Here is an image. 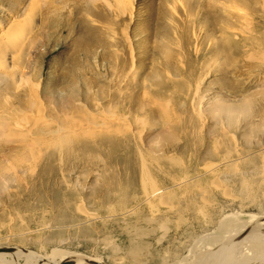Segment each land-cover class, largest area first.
<instances>
[{
	"label": "rangeland",
	"instance_id": "rangeland-1",
	"mask_svg": "<svg viewBox=\"0 0 264 264\" xmlns=\"http://www.w3.org/2000/svg\"><path fill=\"white\" fill-rule=\"evenodd\" d=\"M193 1L0 0V35L27 11L39 20L14 58L22 61L0 71V117L25 110L35 94L44 108L37 120L53 128L123 119L121 128L82 125L66 149L38 141L26 157L0 139V246L19 254L0 264L54 250L90 263L185 264L199 237L221 233V219L264 217V3L242 5L240 14L232 3L199 0L236 24L217 25L231 31L225 36L201 12L187 15ZM248 20L250 39L237 31ZM228 150L255 160L233 166ZM145 163L181 210L180 225L166 205L150 208ZM173 176L187 181L175 187ZM152 215L172 217L167 233ZM42 258L31 264L51 261Z\"/></svg>",
	"mask_w": 264,
	"mask_h": 264
},
{
	"label": "bare ground",
	"instance_id": "bare-ground-1",
	"mask_svg": "<svg viewBox=\"0 0 264 264\" xmlns=\"http://www.w3.org/2000/svg\"><path fill=\"white\" fill-rule=\"evenodd\" d=\"M187 1H190V0H187ZM252 1L257 3V4L260 3V1H262L264 3V0H223V2H225V3L226 2L230 3V4L232 3L233 6L236 5L238 8V12L240 14H243L245 12L244 11L245 8H243L242 5H248ZM106 2L110 3V0H106ZM200 3L201 2L199 0H194L192 4L190 3L191 5H190V8L188 10L187 15L193 16L194 11H197V13L201 12L202 16L203 17L205 16L206 27L211 28L214 31L219 30L220 32H223V34L225 36H226V34H225L226 32H231V31L218 29L217 28L218 24H220L221 22H224L225 24H228L231 26H236V24L233 23V20L230 19L229 17H227V14L224 13V10L219 8L220 6L219 7L209 6L208 8H204L205 6L203 7V5H202V7H201ZM119 4L124 5L122 0H116L115 5L118 6ZM224 7H226V6H224ZM184 8H185V6H184ZM229 8H231V7H229ZM195 9H197V10H195ZM32 12L33 11H31V13H30V11H27L21 19H19L15 23H11V25L4 32V35L2 34L3 36L0 35V71L1 72L10 71L11 68H13V66L18 65L20 60L22 61V56L18 57L17 59H14V58H15V56H17V54L19 52L21 43L23 42L24 38L27 36V33H29L28 30H31V28H33V27H36L39 23V20L37 17L38 15L35 14L36 16H33V14L35 12L34 13H32ZM241 12H243V13H241ZM228 15H230V14H228ZM195 17H197V16H195ZM240 18L242 19V17H240ZM251 23L252 22L248 20L245 23H242L241 24L242 26H240V28L237 29L239 34L241 33V34L245 35V37H248L247 39H250L251 35H252L251 33H253L252 32L253 29L251 30V28H252ZM228 25H227V27H228ZM227 27H225V28H227ZM166 28H167V31L171 30L170 27H166ZM178 28L179 27H177V25H176L174 27V30H176ZM17 79L23 80V79H25V77H24V75L19 74L17 76ZM194 93H195V95H197L198 89ZM37 104H38V100H37L36 95L31 94L25 110L20 112V110H21L20 109L18 112L13 113L11 116L7 115L5 117H3V116L0 117V139L5 138L4 140L16 143V145L19 148H21V150H22L21 152H23L25 157H26V155L24 153V150L26 151V149H27V150H30L31 152L34 151V149L36 148L37 142L43 141V140L45 141V140H47V138L51 139L53 144L60 146L61 148L66 149L70 145V143L72 142L73 135L75 136L78 134V132H76V131L81 130V129H85V127H83L82 125H84V126H87V125L91 126L92 125L93 128H94V126H96L97 128H101V129H106V128L109 129L112 125H113V127L119 126V128H121L119 123L121 122L122 117H120L121 116L120 114H119L120 116H118L116 113L109 114V116L102 118L103 121L101 123L98 122L100 120H97L95 118L93 119V121H90V122L85 121L83 119H79V121H77L75 124H69L68 126H66L64 128H60V127L59 128H53L50 123L46 124V123H42V121L37 120V118H36L37 116H35V114L40 115V113H44V108L37 105ZM193 107L196 108L197 105L193 106ZM39 123L41 124V126ZM49 125H50V127H49ZM87 129H89V128H87ZM260 132L261 131H259V133ZM13 135L15 137H13ZM10 136H12V138H10ZM249 141H251V140H249ZM251 144L252 143H250V145ZM259 144H260V141H259ZM233 148L234 147L232 146V149ZM249 150H250V148H249ZM219 154H221V153H219ZM260 156H262L263 160H264V149L262 150V154ZM221 157L222 156H219V158H221ZM233 157H234V154H232L231 151H229V150L227 152V155L224 156V158H227L228 161H230L229 163L230 164L232 163L233 166H235L234 165L235 162L240 161V160L241 161L243 160V162H245V161L246 162H253L255 160L254 157H249L247 155H241V152L239 154H236L237 158L233 159ZM258 157H259V155H258ZM173 158H170V159H173ZM174 162H175V160H174ZM148 164H150V163L148 162ZM148 164H146V174H147V182H146L147 194H146V196H147L148 202L151 204L150 208L152 210L158 211L159 210V208H157L158 204L166 205L167 209L165 210V213L167 214V213H172V212L174 213L175 212V214H177V217H178V224L180 225V223L184 221V220H182L183 217H182V212H180L181 210L180 209H179L180 211L178 210L179 213H178V211H176V205H175L176 202L175 203L172 202L173 198H172V196L169 195V192H168L169 190L166 187L162 186L159 183V181L152 176L153 172L150 170ZM157 164H159V163H157ZM179 164H180V162H179ZM159 168H161V165ZM165 168L163 169V167H162V171L165 170ZM185 168H186V166H185ZM262 169L264 171V168H262ZM260 171L261 170H259V172ZM171 172H172V170H171ZM183 172H184V170H183ZM188 172H190V171H188ZM254 174H256V173H254ZM163 175H165V174H163ZM184 175H185V173H184ZM257 175H258V173H257ZM185 176L184 177L173 176L171 178V181L174 182L173 184L175 185V187H177L179 185H183L187 181L186 177H188V173H187V176L186 177ZM218 179H221V178H218ZM215 182H217V181H215ZM216 184H218V182ZM241 185H242V183H241ZM220 186H221V184H220ZM181 188H184V187H181ZM227 190H230V188ZM231 191H229V192H231ZM206 192L209 193L208 190ZM202 196H203V194H202ZM204 197L205 196L202 197L203 200H204ZM205 201L209 202L210 204L212 203V200H209L208 198ZM181 207H183V206H181ZM156 208H157V210H156ZM191 209H189V210H191ZM171 218L172 217L168 216V215H160L158 217L153 216V218L151 217V219H150V223H153L154 225L157 224L158 228L163 227L162 229H165V233H167L166 230L169 228L167 225V222L169 223V221H171ZM188 218H189V216H188ZM222 221H224V219H221V221H220L221 223L219 222L220 223L219 227H220V231H221L220 234L212 235L210 233L209 235H206V236L203 235V236L199 237L195 241V244H194L195 249H194L193 254H192L193 260H191V262L190 261L188 262V260L186 262V260H185V264H264V232L259 230L261 227H264V217L260 216V217H258L257 220H254V218H253V221H248V222L243 223L241 225H238L237 223H232L231 221H228L227 223L222 222ZM209 222H211V221L209 220ZM137 228H135V229H137ZM213 234H215V232ZM218 235H221V236L219 237ZM163 236H160L161 237L160 240H163ZM7 248H9V247L8 246H0V251L2 250V252H0V261L3 260L5 258V254L8 253V252L3 251ZM192 248H193V246H192ZM17 249L18 248H15V250L13 252H9V253H13L16 256H19V254L17 253ZM52 253L53 254L48 255V256L47 255H45V256L39 255V254H36V256L37 257H43L44 259L50 257L51 261L47 264H56V263H59L62 261H71L72 264H92L88 261V260H91V259H87L88 257L86 258L83 255H78V254H75L71 251L54 250ZM29 256L30 257H28V259H27L28 262L26 264H31L33 257H36L35 254L31 255V253L29 254ZM184 257L187 258L188 256L185 255ZM34 261L36 262V258ZM39 262H41V261H39ZM39 262H37V263L40 264ZM181 262H182V260H181ZM175 263H177V262H175ZM42 264H45V263H42ZM183 264H184V262H183Z\"/></svg>",
	"mask_w": 264,
	"mask_h": 264
},
{
	"label": "water",
	"instance_id": "water-1",
	"mask_svg": "<svg viewBox=\"0 0 264 264\" xmlns=\"http://www.w3.org/2000/svg\"><path fill=\"white\" fill-rule=\"evenodd\" d=\"M14 250H15V248H7V249H5L3 251L13 252ZM92 262H93L92 264H104L102 262H96V261H92ZM56 264H72V262L71 261H62V262H59V263H56Z\"/></svg>",
	"mask_w": 264,
	"mask_h": 264
}]
</instances>
